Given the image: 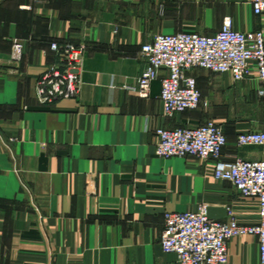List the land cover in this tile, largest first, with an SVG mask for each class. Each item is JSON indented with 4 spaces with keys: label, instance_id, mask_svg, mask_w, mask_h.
<instances>
[{
    "label": "crops",
    "instance_id": "crops-1",
    "mask_svg": "<svg viewBox=\"0 0 264 264\" xmlns=\"http://www.w3.org/2000/svg\"><path fill=\"white\" fill-rule=\"evenodd\" d=\"M227 24L264 33V13L247 0H0V264H177L159 245L166 211L205 204L211 219L257 222V199L216 179L212 161L155 154L157 127L213 120L227 138L221 165L262 158L263 147L235 144L241 132L264 131L255 70L241 81L197 71L199 107L172 117L158 78L148 98L134 91L141 46L155 34L211 35ZM54 41L86 45L81 83L76 97L42 104L33 85L59 62ZM227 247L228 264L259 263L255 236Z\"/></svg>",
    "mask_w": 264,
    "mask_h": 264
},
{
    "label": "built area",
    "instance_id": "built-area-1",
    "mask_svg": "<svg viewBox=\"0 0 264 264\" xmlns=\"http://www.w3.org/2000/svg\"><path fill=\"white\" fill-rule=\"evenodd\" d=\"M247 1L254 14L264 13V0ZM50 49L59 62L46 66L33 85L34 98L42 104L77 96L86 45L54 41ZM22 54V43L13 40L10 61L19 63ZM139 54L146 60V66L134 91L139 97L148 98L151 82L158 78L164 117L199 107L201 91L193 73L196 69L230 73L236 81L251 77L255 70L257 79L264 82L261 29L240 31L227 24L211 35L191 30L158 33L141 46ZM155 135L157 156H194L212 161L216 179L229 181L242 196L257 199L258 217L257 222L250 224L240 223L233 215L225 220H214L208 216L205 204L193 211H166L159 240L161 251L175 254L177 264H228V241L252 235L257 241L258 264H264V131L241 132L235 139L236 146L263 147L262 158L246 160L236 156L225 166L219 160L227 138L213 120L195 127H157Z\"/></svg>",
    "mask_w": 264,
    "mask_h": 264
},
{
    "label": "rangeland",
    "instance_id": "rangeland-1",
    "mask_svg": "<svg viewBox=\"0 0 264 264\" xmlns=\"http://www.w3.org/2000/svg\"><path fill=\"white\" fill-rule=\"evenodd\" d=\"M200 70H202V69H196V70L193 71V73L196 75V72L200 71Z\"/></svg>",
    "mask_w": 264,
    "mask_h": 264
}]
</instances>
